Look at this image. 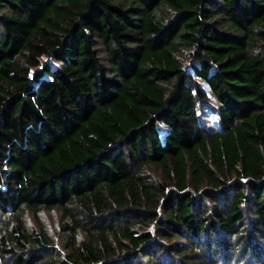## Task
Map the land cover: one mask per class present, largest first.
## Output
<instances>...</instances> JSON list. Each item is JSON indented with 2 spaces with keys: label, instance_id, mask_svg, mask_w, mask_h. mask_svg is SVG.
I'll list each match as a JSON object with an SVG mask.
<instances>
[{
  "label": "trees",
  "instance_id": "16d2710c",
  "mask_svg": "<svg viewBox=\"0 0 264 264\" xmlns=\"http://www.w3.org/2000/svg\"><path fill=\"white\" fill-rule=\"evenodd\" d=\"M0 264H264V0H0Z\"/></svg>",
  "mask_w": 264,
  "mask_h": 264
},
{
  "label": "rangeland",
  "instance_id": "374dc122",
  "mask_svg": "<svg viewBox=\"0 0 264 264\" xmlns=\"http://www.w3.org/2000/svg\"><path fill=\"white\" fill-rule=\"evenodd\" d=\"M51 61L48 57H43L42 62ZM215 121V126H213V129H216L218 126L217 119L215 116L213 117ZM146 173L151 175L154 178L160 179L161 177V171L156 167H148L145 168ZM40 220L37 221L35 216L31 212H27L26 214V226L30 230L33 229H43L45 234L51 239V245L53 248H51V253L53 256L56 255V257H59L60 253H62L64 256L65 254V246H64V238L66 235V231L61 229L62 226V217L61 213L58 210L53 211H46L42 210L39 213ZM14 222H11V225H13ZM83 236V235H82ZM65 249H64V248Z\"/></svg>",
  "mask_w": 264,
  "mask_h": 264
}]
</instances>
